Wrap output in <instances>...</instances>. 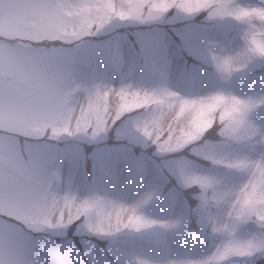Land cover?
Returning <instances> with one entry per match:
<instances>
[{
	"label": "clouds",
	"instance_id": "9594fccd",
	"mask_svg": "<svg viewBox=\"0 0 264 264\" xmlns=\"http://www.w3.org/2000/svg\"><path fill=\"white\" fill-rule=\"evenodd\" d=\"M0 264H264V0H0Z\"/></svg>",
	"mask_w": 264,
	"mask_h": 264
}]
</instances>
